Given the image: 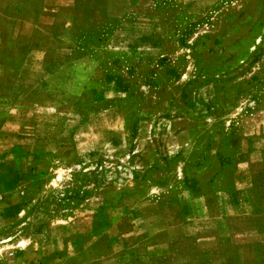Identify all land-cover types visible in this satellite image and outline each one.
Segmentation results:
<instances>
[{"label":"rangeland","instance_id":"rangeland-1","mask_svg":"<svg viewBox=\"0 0 264 264\" xmlns=\"http://www.w3.org/2000/svg\"><path fill=\"white\" fill-rule=\"evenodd\" d=\"M80 4L79 30L62 37L67 65L40 91L35 159L17 162L38 213L68 215L96 189L114 200L157 167H184L178 156L200 171L235 126L264 121V0ZM32 222L0 219V264H23L14 241Z\"/></svg>","mask_w":264,"mask_h":264},{"label":"crops","instance_id":"crops-1","mask_svg":"<svg viewBox=\"0 0 264 264\" xmlns=\"http://www.w3.org/2000/svg\"><path fill=\"white\" fill-rule=\"evenodd\" d=\"M81 2L0 0V219L33 221L14 241L23 264H264V121L235 126L200 171L178 156L179 170L157 167L114 200L96 189L65 216L23 199L17 162L35 159L40 91L67 65L62 37L79 30Z\"/></svg>","mask_w":264,"mask_h":264}]
</instances>
